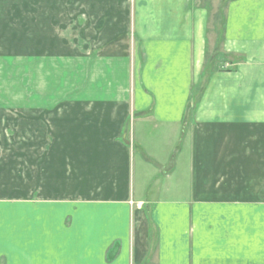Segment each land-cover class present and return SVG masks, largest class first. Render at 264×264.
Segmentation results:
<instances>
[{
  "label": "crops",
  "instance_id": "obj_1",
  "mask_svg": "<svg viewBox=\"0 0 264 264\" xmlns=\"http://www.w3.org/2000/svg\"><path fill=\"white\" fill-rule=\"evenodd\" d=\"M225 2L206 64L199 0H0V264H264V0Z\"/></svg>",
  "mask_w": 264,
  "mask_h": 264
},
{
  "label": "rangeland",
  "instance_id": "obj_2",
  "mask_svg": "<svg viewBox=\"0 0 264 264\" xmlns=\"http://www.w3.org/2000/svg\"><path fill=\"white\" fill-rule=\"evenodd\" d=\"M199 2L210 11V31L209 45L205 53V63H211L214 58V52L219 50L216 61H226L223 53L221 41L226 26V2L225 0H199ZM72 49L66 48V54H69ZM88 51V50H87Z\"/></svg>",
  "mask_w": 264,
  "mask_h": 264
}]
</instances>
